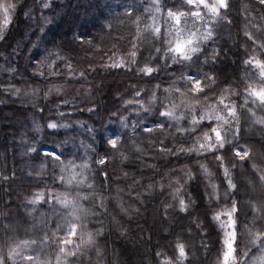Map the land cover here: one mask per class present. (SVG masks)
Returning a JSON list of instances; mask_svg holds the SVG:
<instances>
[{
	"label": "trees",
	"instance_id": "trees-1",
	"mask_svg": "<svg viewBox=\"0 0 264 264\" xmlns=\"http://www.w3.org/2000/svg\"><path fill=\"white\" fill-rule=\"evenodd\" d=\"M132 2L0 0V5L8 8L7 14L0 8V32L5 37L0 40V70L3 69L0 74V248L5 251L10 239H39L46 232L51 235L60 222V206L56 205L54 212L50 203L41 202L29 215L32 206L27 201L38 192L45 193L47 199L48 193L65 191L71 192L73 197L77 193L87 196L88 199L80 201L90 210L84 224L93 233L103 229L102 235L96 237L95 245L82 249L75 257H68V264H161L171 258L177 240L189 244L190 253L193 246L197 257L190 259L191 264H207L210 253L218 248L219 233L210 218L221 205L209 201L200 164L208 168L220 189L226 187L222 170L217 168L211 156L204 159L195 153L161 154V139L169 148L181 144L187 148L195 139L176 132L174 127L168 129L171 135L166 137H161L159 132L148 135L139 129L133 135V122L152 126L157 117L144 113L137 116L135 107L125 104L133 99L136 88L142 90V98L147 102L156 84L161 86L158 95L162 98L163 89L180 76L179 69H189L180 64L173 65L169 59V69L175 75L166 70L156 79L148 80L135 71L139 67L136 64L130 65L132 71L103 67L121 57L130 59L128 53L136 43L135 26L123 13L124 6ZM45 3L50 7L45 8ZM135 3L139 6L136 15L149 23L150 18L145 13L149 0H135ZM164 3L167 7L178 6L179 0H164ZM230 4L228 16L232 23L225 24L227 31L221 32L222 24L214 34V41L201 45L199 60L192 68L217 76L215 91L210 95H218L220 88L229 83L242 90L246 67L243 60L247 58L245 48L252 52L244 31L247 28L261 35L258 28H264L256 0H230ZM244 5H249L248 10H244ZM6 16L8 23L5 26ZM80 40H91L94 46L82 45ZM45 50L58 52L66 61H56L52 72L47 65L37 68L36 59L42 58ZM213 50L218 52L216 56H213ZM66 63L71 64V72ZM163 65L162 51L158 64L153 67ZM81 71L85 72L86 78L80 77ZM38 72H43L44 76ZM181 83L177 80V86ZM53 85L73 89L76 96L67 100L53 90L45 97ZM12 89H19V93ZM231 99L242 103L243 97ZM65 100L70 103L65 105ZM89 107L94 111L89 112ZM120 116L128 118L129 128L119 150L112 151L105 139L111 137L113 131H123L119 125ZM48 122L64 126L52 130L47 128ZM181 123L188 124L187 120ZM242 124L244 131L240 143L261 154L264 151L263 129L253 126L247 116L242 118ZM54 142L57 145L63 143L62 165H54L51 158L42 156L43 151L54 150ZM33 148L37 152L30 151ZM106 152L107 165L96 164V159ZM228 159L230 155L226 157V164ZM75 163L80 165V176L85 183L66 185L60 177L63 175L67 180L71 176L70 165ZM85 164L88 167H84ZM187 172L194 179L185 183ZM235 172L239 176L240 169ZM177 181L182 186L185 202L188 203L190 197L194 203L187 212H180L175 206V211L169 214L167 206L176 200L173 192ZM88 184L93 187L89 188ZM161 185H164L163 189ZM248 198L249 193L241 187L235 197L240 202V227L252 221V209L245 203ZM219 202L227 205L224 201ZM227 203L231 204V198ZM243 204L248 217L245 220ZM43 217H47V223ZM239 247L240 241L238 251ZM72 249L70 245L69 250ZM55 254L56 245L52 244L44 248L41 258H48L55 264ZM241 257L242 248L238 258Z\"/></svg>",
	"mask_w": 264,
	"mask_h": 264
},
{
	"label": "snow or ice",
	"instance_id": "snow-or-ice-1",
	"mask_svg": "<svg viewBox=\"0 0 264 264\" xmlns=\"http://www.w3.org/2000/svg\"><path fill=\"white\" fill-rule=\"evenodd\" d=\"M256 6L261 12V19H264V0H256ZM11 7V6H10ZM45 8H49L50 4L45 3ZM123 16L135 26V41L128 53L129 60L124 57L113 60L110 64H105L106 69H124L132 71L130 65L137 64V53L139 44L146 39L154 41H163L167 46L164 49L152 45V51L155 56L150 54L142 62V66L136 67L135 71L141 74V77H147L148 80L157 78L161 71H168L170 75H175L169 69L168 60L173 65L180 64L184 71L179 69L180 76L172 80L169 87L163 89V96L158 95L160 84L154 85L151 96L145 102L142 98V90L136 88L132 100L125 101L128 106L136 109L137 116L141 113L154 114L156 120L152 126L147 123L131 124L132 134L135 135L139 129L141 132L151 135L159 132L161 137L171 135L169 128L174 127L176 132L186 137H195L189 147L183 144L169 148L164 139L160 140L162 145L159 152L165 155H179L195 153L197 157L207 159L211 156L217 168L222 170L224 182L226 184L224 197L231 198V205L218 211L212 215V221L216 222L223 234L221 241V255L218 257L217 264H237V257L241 255L238 251L240 231L239 225V201L235 199L239 195L241 187H244L249 193V198L245 203L252 209L253 217L251 226L243 225L247 235V244L242 254L245 258V264H264V228L256 229L255 224L257 218L264 220V154H257L255 151L241 144L243 136L242 118L247 116L253 124L264 126V116H257L256 110L264 111V28H258L261 35H257L252 31H244L246 41L252 45V52H245L247 58L243 60L245 67V76L241 81L240 87H234L229 83L226 87H221L218 95H210L215 91L214 86L217 85V76L211 73H201L197 68L192 70L193 66L199 60L201 53V45L208 41H214V32L223 22L231 24L228 13L231 7L230 0H179V4L167 7L164 0H149V6L145 8V13L150 18L151 23H144L141 15H136L139 6L133 0L132 3L126 4ZM244 10H248L249 5H244ZM5 14L8 8L0 5ZM165 8H167L165 12ZM27 15V13H26ZM163 18L167 27H162L158 21ZM8 23L7 16L5 24ZM144 24L141 27V24ZM109 27L111 25L109 24ZM254 27H256L254 25ZM5 37L0 32V40ZM80 43L92 45L91 40H80ZM163 51L164 65L163 67H153L158 64L160 54ZM259 53V55H257ZM15 54V51L13 52ZM218 52L213 50V56ZM55 56L53 60L52 57ZM36 67L47 65L52 72L56 61H66L58 52L45 50L42 58H37ZM207 63V60L205 61ZM69 72L72 71L71 64L66 63ZM94 70V69H93ZM40 76H44L43 72H38ZM53 74H55L53 72ZM81 78H86L85 72H80ZM177 80L182 83L177 86ZM60 85H53L45 93L47 97L53 90L57 94L61 91ZM13 92L19 93V89H12ZM35 92V90H34ZM233 96H242V103L232 100ZM65 105L70 101L65 100ZM159 104V107H157ZM155 109V112H154ZM89 112L94 109L89 107ZM120 129L123 131L112 132V136L105 139V143L112 151H118L122 138L127 134L129 121L127 117L120 116L118 118ZM187 120V126L181 122ZM172 122V123H170ZM58 124L48 122L47 128L56 130ZM103 138V137H102ZM53 151H43L42 156L47 159L51 158L54 165H62L63 162V143L57 145L53 143ZM139 150V149H138ZM37 152V149H30ZM41 154V153H38ZM108 153L96 159L95 163L101 166L107 165ZM230 155L227 164L226 157ZM126 159V157H125ZM239 162V163H238ZM71 163V162H70ZM230 165V167H229ZM43 167V166H42ZM84 167H88L87 164ZM240 169L237 176L235 169ZM64 171V168L61 169ZM103 171V168H101ZM200 172L205 176H210L208 168L201 163ZM188 180L194 179L190 172L185 173ZM107 179V173H105ZM61 181L66 185H72L75 180L77 184L85 183V179H77L73 173L67 180L61 175ZM171 184H169V187ZM92 188V184H88ZM213 194L218 200L220 197L217 193L215 185H211ZM164 188V185H161ZM182 186L177 181V187L173 192V199L178 200L180 212H187L190 204L194 203L189 197L188 203L181 195ZM88 199L87 196H81L79 193L75 197L71 192L48 193L47 199L45 193L38 192L27 203L32 206V210L28 213L36 211V206L41 202L50 203L53 211H56V205L60 206L62 214L60 222H57L51 235L47 232L39 239H23L7 242V250L0 248V264H52V260L41 258L44 248L56 245L55 264H68V257H75L78 252L96 243V237L102 235L103 229H97L95 233L88 231L84 224V219L89 215V209L83 207L81 200ZM54 201V203H51ZM101 206L103 201L101 200ZM47 223V217H43ZM199 228V224H197ZM63 235H60V234ZM78 239V242H76ZM72 245L73 249L69 250ZM175 260L166 259L161 264H191L189 253L184 243L177 240L174 248ZM160 253H157L159 256Z\"/></svg>",
	"mask_w": 264,
	"mask_h": 264
},
{
	"label": "rangeland",
	"instance_id": "rangeland-1",
	"mask_svg": "<svg viewBox=\"0 0 264 264\" xmlns=\"http://www.w3.org/2000/svg\"><path fill=\"white\" fill-rule=\"evenodd\" d=\"M47 1H50V0H47ZM149 23H151V20H149ZM158 23L162 26V27H167V25H165L164 24V20H163V18H161L159 21H158ZM224 25V29L223 30H221V32L222 31H227V28H225V24L222 22L221 23V25ZM7 25V23L5 24V26ZM220 25V26H221ZM220 26H218L217 28H216V30H215V32H214V34L218 31V28L220 27ZM153 44H155V46L156 47H160V48H166L167 46L163 43V41L161 40V41H154V40H152V39H146L144 42H142L141 43V45H139V51H138V53H137V57H136V59H137V64L136 65H138V66H142V64L140 63V62H142L144 59H146V57H148L149 56V54H150V51H151V54L153 55L155 52L154 51H152V45ZM141 48H142V51H141ZM257 55H259V53H257ZM3 71V69H1L0 70V74H1V72ZM66 88V89H65ZM65 88H62L61 87V91H60V93H59V95L61 96H65V99H67V100H69V99H73L72 97H75L76 96V92L75 91H73V89H68L67 87H65ZM75 92V93H74ZM74 95V96H73ZM83 95V94H82ZM82 95H81V97H82ZM86 96L88 97L89 96V93H87L86 94ZM86 98H84V99H82V101L83 100H85ZM256 112H257V116L259 117V116H264V111H262V110H259V109H257L256 110ZM252 123V122H251ZM253 124V123H252ZM59 126H64V124H62V125H59ZM253 126H255V127H257V126H259V127H261L262 129H263V131L262 132H264V126H261V125H257V124H253ZM261 154H264V151L261 153ZM76 165H70V168H71V175L73 174V173H75L76 174V177H77V179H84L83 177H81L80 176V173H81V167H80V165L78 166V164L77 163H75ZM80 168V169H79ZM209 173H210V176H205V183H206V191H207V197L209 198V201H212V202H214V204L215 205H221V206H219L218 208H217V210L216 211H218V210H220V209H223V208H225V207H229L231 204L230 203H227V200L229 199V198H226V197H224V191H225V188H222V189H220L219 188V186H218V184L215 182V180H213L212 178H211V176H212V174H211V172L209 171ZM74 183H76V181L74 180L73 181ZM77 184V183H76ZM211 185H215L216 186V188H217V193H218V195H219V199L217 200L216 198H215V196H214V194H213V189H212V187H211ZM219 201H221V202H223L224 201V203L226 202V204L227 205H223V204H220V202ZM175 206L177 207V208H179L178 207V200H175L174 202H172V203H170L168 206H167V209H168V211H170V213L169 214H171V213H173V211H175ZM239 209H241L240 207H239ZM242 212H243V216H244V220L245 219H247L248 217L246 216V211H245V206H244V204H243V208H242ZM253 212V211H252ZM210 220H211V222H212V224H213V227L216 229V231L219 233V239H220V244H219V246H218V248L215 250V251H213V252H211L210 253V255H209V257H208V260H207V264H217V260H218V257L221 255V241H222V236H223V234H222V232H221V229H220V227H219V225L216 223V222H214V221H212V215H211V218H210ZM249 226H251V224H249ZM255 228L256 229H262V228H264V220H261V219H259V218H257V220H256V224H255ZM238 236H239V241L241 242V247H239V249H240V252H241V248H242V252H243V250L245 249V245L247 244V235H246V232H245V230H244V228H243V226L242 227H240V231H239V233H238ZM185 244V246H186V249L188 250V245L189 244H187V243H184ZM174 248H175V245H174ZM174 248H173V251H172V256H171V258L170 259H172V260H175V252H174ZM191 249H189V250H191V253L188 251V253H189V260L191 259V258H196L197 256H196V254H195V252H194V248H193V246L191 245V247H190ZM251 257H248V258H245L244 256H243V254H242V257L241 258H238L237 257V264H245V260L246 259H250ZM169 259V258H168Z\"/></svg>",
	"mask_w": 264,
	"mask_h": 264
}]
</instances>
